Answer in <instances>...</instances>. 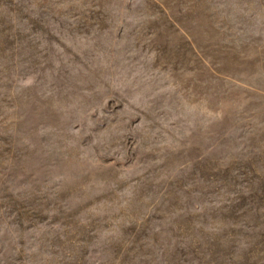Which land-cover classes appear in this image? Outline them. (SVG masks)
<instances>
[{
  "label": "rangeland",
  "instance_id": "rangeland-1",
  "mask_svg": "<svg viewBox=\"0 0 264 264\" xmlns=\"http://www.w3.org/2000/svg\"><path fill=\"white\" fill-rule=\"evenodd\" d=\"M0 264H264V0H0Z\"/></svg>",
  "mask_w": 264,
  "mask_h": 264
}]
</instances>
